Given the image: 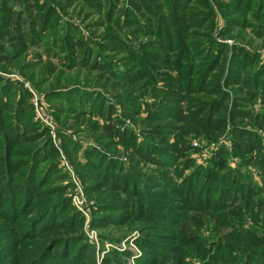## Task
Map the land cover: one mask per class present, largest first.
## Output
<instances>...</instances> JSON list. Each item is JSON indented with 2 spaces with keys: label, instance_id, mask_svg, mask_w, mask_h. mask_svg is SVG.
Returning a JSON list of instances; mask_svg holds the SVG:
<instances>
[{
  "label": "trees",
  "instance_id": "obj_1",
  "mask_svg": "<svg viewBox=\"0 0 264 264\" xmlns=\"http://www.w3.org/2000/svg\"><path fill=\"white\" fill-rule=\"evenodd\" d=\"M117 1L93 0L107 24L116 21ZM127 1L116 15L118 31L93 40L72 18L62 26L49 0H0V229L18 223L10 232L11 251L30 239L38 242L18 264H70L64 254L71 250L74 264H97L84 217L61 183L68 176L59 150L33 120L23 82L13 84L4 73L12 65L27 79L38 76L36 88L48 93L55 115L73 131H59L70 161L83 147L74 134L86 140L76 172L87 192L99 191L92 224L101 242H118L140 226L142 255L135 264H191L189 257L201 264L242 261L255 243L261 249L253 259L264 264V235L246 228L243 217L225 234H203L213 215L257 216L254 207L263 203L264 185L254 181L249 164H260L264 178V61L256 50V40L264 45V0L224 6L228 0ZM214 4L224 19L219 27L217 21L219 36L241 44L217 40ZM43 45L62 71L39 54L27 57L30 47ZM74 67L99 72L102 85L72 81L75 86L62 88L68 84L63 71L70 77ZM140 99L148 116L140 115ZM129 119L149 125L138 127L142 139L126 125ZM198 132L230 134L243 162L229 168V153L220 148L205 166L196 163L190 135ZM3 243L6 250L7 236ZM130 255L111 250L103 264H124ZM0 264L15 261L0 256Z\"/></svg>",
  "mask_w": 264,
  "mask_h": 264
},
{
  "label": "rangeland",
  "instance_id": "obj_2",
  "mask_svg": "<svg viewBox=\"0 0 264 264\" xmlns=\"http://www.w3.org/2000/svg\"><path fill=\"white\" fill-rule=\"evenodd\" d=\"M41 2H44L45 0H40ZM208 1V0H207ZM50 3L56 4L55 8L60 14V16H63V19H61L60 24L62 26L66 25L65 23L66 19L72 18L73 21H75L79 28L81 29V34L84 36H91L90 39L93 40H99L105 37V35L108 34H114L116 31H118V25L117 22L119 18L116 19V15L120 13L121 10H123L125 7L128 6L127 0H118L117 1V7L114 9L116 12L113 18L116 21H111L110 24H107L108 21H105L103 17V9L99 10L98 12H95L96 9H98L95 6V2L93 0H49ZM232 0H228L224 2V4H230ZM104 3V1H102ZM208 7V5H207ZM108 8V7H107ZM214 8L216 10L215 14V37L219 42L226 45H234V44H241L242 42H239L240 40H236L232 37H220L219 33H217V21H218V27L223 23V18L221 13L219 12L218 7L214 4ZM212 9V8H211ZM254 12H256V7L252 9ZM37 12V11H36ZM214 12V11H213ZM46 11H44L43 16H45ZM118 16V15H117ZM251 16V13H250ZM28 17V16H27ZM80 17V18H78ZM35 18H37L35 13ZM103 21V22H101ZM38 23H41L39 21ZM53 24V22L51 23ZM50 38L53 35V33H50ZM61 37L65 34V29L60 30ZM60 39V38H58ZM260 41L256 40V49L258 53H261V59L264 61V45L259 47ZM88 45L85 42V50H87ZM35 52V53H34ZM39 54L41 58L44 60L48 59L53 64H57V68L59 71H62L61 66H58V63H61V61L58 60L56 57H47V52H45L44 45L40 48L36 47H30L28 50V58L31 57V55ZM230 52L228 53V56H230ZM36 56V55H35ZM61 55H59L60 57ZM52 58V59H51ZM61 58V57H60ZM229 59V57L226 58V61ZM11 65V64H10ZM10 68V67H9ZM9 68H7L9 70ZM1 69V68H0ZM2 70V69H1ZM0 70V73L3 71ZM6 70V71H8ZM72 73L70 77H66L63 71V76L61 78L62 83H68L66 86L62 88H70L71 86H75L72 81H77L79 84H89L94 87H100L102 84L99 83L100 77L99 72L92 71L86 68L81 67H74L72 68ZM5 71V70H4ZM17 71V67H14L11 65V70L9 72H4L5 75L10 77L13 84L18 85V82H23V87L26 89V92L28 93V107L32 110L33 113V120L40 124L41 129H45L48 133V136L51 138L54 146H56L59 150L60 155V168L63 172L67 174L68 177H66L65 180H61L62 184L66 186V192L68 196L71 198L72 205L82 214L84 217V224H83V232L85 236L87 237L88 241L94 246L95 248V259L97 264H103L105 256L108 255V252L111 250H117L120 252L125 251H131V255L127 258V262L124 264H135V261L137 258H139L142 255L141 248L137 245L136 240H139L140 233H142V230L139 229V227L131 228L134 229L133 231H129L123 239H121L118 242L115 241H104L101 242L100 237V229L98 227L93 226L92 220L94 218L95 210L97 209V202L99 200L98 194L99 191L89 193L87 192L86 186L82 183L80 177L77 175L76 168L78 167L77 164L79 163V160H83V154L82 150L87 147L86 140L77 134L75 135V138H79V140L82 141L83 147L82 150L78 153V155L73 157V160L70 161L67 157V154L65 153V150L63 151L61 147L60 142V136L59 131L66 130L70 133L73 131L68 130L67 126H63L62 121L58 116L55 115V109H53V104L50 102V99L48 98L47 94L44 90H39V88H36V85L39 83L38 76H30L29 79H27L25 76L20 74ZM3 75V76H5ZM34 78V80L32 78ZM62 90V89H61ZM146 101H149L147 99ZM141 102V117L148 116L149 110H147L146 103L142 104V99H140ZM145 102V101H143ZM259 104L255 105V109L259 110ZM127 108V107H126ZM143 108V110H142ZM118 109L122 110L120 106H118ZM137 118V117H136ZM126 125L130 126L132 128L136 129L137 135L140 132L138 127L141 126H149L147 124H143L141 120L137 119V122H132L131 119L126 121ZM261 135L264 136V130L260 131ZM191 133V142L192 146L196 148V151L191 154L192 158L196 159V163L202 164L205 166L209 159H211L220 148H223L224 152L229 153V157L227 158V166L230 168H235L239 164L243 162L240 155L236 154L233 150L234 142L231 139L230 134H219L218 136L214 137L211 136V134H208L206 132L197 134ZM139 139H142L141 134L139 133ZM172 139L174 137L172 136ZM194 144V145H193ZM119 150H122L123 147L118 146ZM256 154V153H255ZM254 154V155H255ZM128 160L125 158V163H127ZM96 163V162H94ZM226 165V164H225ZM249 171L253 175L254 181H257L260 186L261 184L264 185V178L260 171V164L257 166L256 164H249ZM248 165V166H249ZM253 165V166H252ZM23 177V173L20 176V179ZM263 178V179H262ZM53 184H58L57 181H52ZM262 194L260 195L261 198H263V203L260 207V205H255L254 207V213L259 212V214L256 216L254 214H251L248 212L246 215H243L242 213L236 214L229 213V216H227L223 211L221 213H217L213 216L215 218L211 220L210 223H208L209 227H205L203 229V234L208 236H211L212 232L214 234H219L230 231L233 229V227L239 226L238 220L240 218H244L242 222L246 220L244 226L246 228L253 227L255 230H257L259 233L264 235V186L261 189ZM3 213V212H2ZM245 216V217H244ZM257 224L258 226H254ZM15 228H18V223H10L6 224L4 228H1L0 230L3 231V233H0V239L7 236V249L5 250V245L0 244V256L3 259V261L10 262L11 260L15 261V264H18L19 260H23L26 255L29 253V246L32 244H37L38 241H30V239H24L22 242H20V245L17 244V250L11 251L10 246V237L15 236L12 235L10 232L12 230H15ZM65 227H60V231L62 232ZM141 228V227H140ZM109 229V228H108ZM130 230V228H129ZM165 232V231H164ZM169 232V231H167ZM172 233V232H169ZM55 236L60 237L62 234L55 233ZM51 241L47 242L45 247H49L51 245ZM222 243V242H221ZM216 246V245H213ZM254 248V251H248L249 256H244L242 261H233V260H226L223 259L224 264H256V259H253L252 254L256 257V253H258L259 249H261L260 244H253L252 246ZM264 247V244H263ZM251 249V248H250ZM5 250V251H4ZM71 252H65L64 257H68L67 260L68 263L74 264L75 257L73 256ZM253 252V253H252ZM70 253V254H69ZM210 256H212V252L210 253ZM252 258V260H250ZM257 258V257H256ZM189 260L191 264H201L200 259L196 257H189ZM61 263V264H65Z\"/></svg>",
  "mask_w": 264,
  "mask_h": 264
},
{
  "label": "built area",
  "instance_id": "obj_3",
  "mask_svg": "<svg viewBox=\"0 0 264 264\" xmlns=\"http://www.w3.org/2000/svg\"><path fill=\"white\" fill-rule=\"evenodd\" d=\"M194 145V144H193Z\"/></svg>",
  "mask_w": 264,
  "mask_h": 264
}]
</instances>
